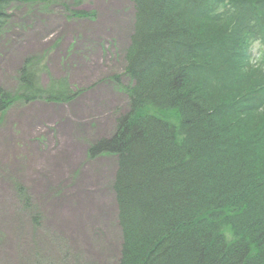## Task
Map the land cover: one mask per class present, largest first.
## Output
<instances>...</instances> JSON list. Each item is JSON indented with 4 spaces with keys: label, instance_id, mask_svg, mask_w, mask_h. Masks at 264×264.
<instances>
[{
    "label": "trees",
    "instance_id": "16d2710c",
    "mask_svg": "<svg viewBox=\"0 0 264 264\" xmlns=\"http://www.w3.org/2000/svg\"><path fill=\"white\" fill-rule=\"evenodd\" d=\"M54 1L0 0V38L12 7ZM61 1L91 15L71 6L87 0ZM132 1L131 83L114 76L129 108L87 149L118 160V264H264V55L253 53L264 46V0ZM48 67L45 54L26 59L18 91L0 88V114L82 93L66 76L44 85Z\"/></svg>",
    "mask_w": 264,
    "mask_h": 264
},
{
    "label": "rangeland",
    "instance_id": "374dc122",
    "mask_svg": "<svg viewBox=\"0 0 264 264\" xmlns=\"http://www.w3.org/2000/svg\"><path fill=\"white\" fill-rule=\"evenodd\" d=\"M61 0L15 5L0 38V88L17 92L31 56L47 55L49 74L82 93L70 103H15L0 114V264H118L123 236L113 185L114 155L88 147L116 131L129 97L126 75L135 30L132 0ZM256 59L264 46L253 45ZM256 59L252 61L256 62ZM22 188V189H21ZM20 193V190H23ZM39 215L36 221L34 215Z\"/></svg>",
    "mask_w": 264,
    "mask_h": 264
}]
</instances>
